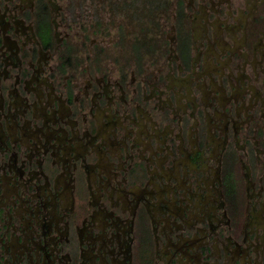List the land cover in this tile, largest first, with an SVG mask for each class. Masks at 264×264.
<instances>
[{
  "label": "rangeland",
  "instance_id": "374dc122",
  "mask_svg": "<svg viewBox=\"0 0 264 264\" xmlns=\"http://www.w3.org/2000/svg\"><path fill=\"white\" fill-rule=\"evenodd\" d=\"M43 1L50 8L54 40L49 50L43 49V69L37 74L51 79L41 81L46 83L42 92L55 90L64 99L69 90L74 94L72 103L59 106L68 130L65 136L59 133L63 147L77 133L71 131L73 122L79 137L85 130L89 133L78 147L89 140L92 144L85 151L78 148V159L72 144L66 155L70 174L48 162L52 149L35 171L50 173L51 187L58 192L63 188H54L55 180L63 173L70 185L68 200L75 208L84 205L89 217L96 211L113 213L121 228L118 244L123 250L129 246L130 257H120H127L124 264H264V0H170L169 15L157 20L159 26L154 24L156 54L146 57L141 70L130 44L139 30L124 22L127 37L120 44L122 19L111 16L110 0ZM30 2L38 0H0V10L15 11ZM180 2L186 14L181 36L192 39L188 64L176 49ZM93 9L104 21L97 32ZM26 12L29 17L20 18L31 31L13 34L11 41L36 48L33 14ZM65 45L77 52L73 62L79 81L68 85L52 74L67 60ZM162 45L166 48L160 50ZM97 57L101 62H95ZM99 66L104 75H96ZM129 67L135 74L117 81ZM6 71L10 78H1L0 85L10 99L19 71L11 66ZM92 75L105 81H93L83 101L84 85ZM24 82L34 88L39 81ZM23 86L17 83L16 88L32 105L33 96ZM105 89L117 96L106 115L120 122L119 129L103 130L98 114L90 112L92 95ZM29 115L24 113L21 120ZM41 122L33 118L30 125ZM17 135L20 159L27 161V143ZM18 145L12 142L10 149L16 152ZM73 241L78 245V239Z\"/></svg>",
  "mask_w": 264,
  "mask_h": 264
},
{
  "label": "flooded vegetation",
  "instance_id": "af4514ba",
  "mask_svg": "<svg viewBox=\"0 0 264 264\" xmlns=\"http://www.w3.org/2000/svg\"><path fill=\"white\" fill-rule=\"evenodd\" d=\"M43 2V0H38L34 4L30 2L22 7L18 5L15 7V11L0 10V68L3 69V72L0 70V83L2 82L1 78H10L6 71L9 66L12 69L17 68L19 71L14 76L16 83L13 87L15 89L12 90V88L9 91L10 99H6L5 90L0 85V264H74L77 257L76 263L78 264H124L127 257H130L127 255L129 246L123 250L122 245L118 244L121 238V228L111 218L113 213L96 211L90 215V219L89 211L84 205L75 208L72 201L68 200L70 185L62 179L63 173L55 180L54 188H57V185H61L63 188L58 192L51 187L50 173L44 172L43 169L36 172L34 169L35 166L40 168L44 165L47 158L43 156L52 149L53 156L48 162L53 166H59L65 175L70 174L71 166L68 164L70 161L66 155L71 149L73 150L72 144L74 143L76 148L74 149L76 159L80 157L77 150L85 151L92 144L89 140L82 148L78 147L89 137V133L85 130L84 135L79 137L80 129H75L77 123L73 122L70 125L71 131L77 133H74L75 136L73 135L69 140V146L63 147L64 139L59 136V133L61 132L65 136L68 134V130L65 128L66 114L62 113L59 106L65 101L72 103L74 94L69 90L66 99H64L63 95L56 93L55 90L47 94L42 92V84L46 83L41 81H51V79L49 77L40 79L37 74L43 69L42 61L45 58L43 49L49 50L54 40L52 24L47 35V39L49 38L47 43L39 35L42 31L40 30L41 32L38 33V24L41 23L39 18L43 16V14L41 15ZM30 8L31 10H29ZM27 10L33 14L35 33L39 42L36 48L34 46L27 48V45L25 47L16 46L10 37L13 34L25 35L30 28L32 29V26L26 27L25 20L21 19L29 17ZM21 48H24L23 51ZM65 48L68 53L67 60H61V64L52 74L55 79L61 78L60 81H66L68 85L69 81H79L76 76V64L73 62L77 52H71V48L67 45ZM28 70H32V72L30 73ZM99 72L104 75L100 66L96 69V75ZM134 72V67L125 68L117 81H128L129 74L133 76ZM28 74L29 76H27ZM93 75L87 79L88 82L84 85L86 94L81 99L83 101L85 98H89V89L92 87L93 81L98 84L100 81H105V79L95 78ZM25 77H28L29 80L22 81ZM24 81L39 82L32 88L28 82ZM130 81H134V77ZM17 83H24V93L33 96L32 105H30L32 101H29V97L24 98L22 94L20 95V91L16 88ZM116 100L117 96L109 92L108 89L92 95L90 112L92 115L98 114L96 117L100 120V126L105 127L103 130H114L120 125V122L113 120V116L106 115L107 112H112ZM30 106H32V110ZM24 113H30L31 118L23 122L21 119ZM33 118L38 121L42 120L41 124L30 125ZM117 119L121 118L117 117ZM114 122L117 125H114ZM119 128L120 126H118ZM97 132L99 136L101 130L99 129ZM19 133H21L23 141L25 140L27 143L26 149L29 150L27 161L20 159L19 156L18 150L21 148L17 143V134ZM129 135L130 131L126 133L125 140L129 138ZM12 142L18 146L16 152H13V148H11V153ZM61 153L64 154L63 157L59 155ZM33 154L42 157L33 161L31 158ZM100 169L101 167H98L99 172ZM98 176L100 180H103L104 176L102 177L100 173ZM97 221H101L100 224ZM123 235H127L124 230ZM73 238L79 240L78 245L73 244ZM115 243L117 244L115 245ZM124 253L127 257L123 256L124 260L121 261L120 257Z\"/></svg>",
  "mask_w": 264,
  "mask_h": 264
},
{
  "label": "trees",
  "instance_id": "16d2710c",
  "mask_svg": "<svg viewBox=\"0 0 264 264\" xmlns=\"http://www.w3.org/2000/svg\"><path fill=\"white\" fill-rule=\"evenodd\" d=\"M109 5L111 9L110 13L112 14L111 16L122 19V21L119 22L118 26L120 44H122L124 42L123 39L127 37L126 32L128 28L125 26L124 22L129 21L131 25L134 24L139 30L138 34L135 35L133 42H131L130 44L134 60H136L135 63L137 64V67L141 70L144 66L145 62L143 63V61L146 60V57L154 56L158 48L157 46L152 44V42L156 40L155 30L153 29L154 24H157V26H159V22H157V20L160 19L163 14L166 15L170 12L172 3L170 2V0H110ZM180 5L182 7V2H180ZM41 8V15L43 14V16L39 18L41 23L38 24V33L40 30L42 31V33H40L39 35L47 43L49 41V38L47 39V36H45V31H48L47 33H49L51 30L50 8L45 2H43ZM93 14L95 20L94 24L92 25V28H96L97 32L104 27V21L102 20L98 9H93ZM185 17L186 14L182 7L177 12V25L179 30L177 37L178 44L176 49L179 52L183 63L188 64L190 60V51L192 49V39L187 34L181 36V26L184 25ZM107 24H111V22ZM163 48L166 47L162 45L159 49L163 50ZM71 52H75L74 48L72 47ZM263 57L264 55L261 56V58ZM95 62L99 63L101 61L97 59Z\"/></svg>",
  "mask_w": 264,
  "mask_h": 264
}]
</instances>
